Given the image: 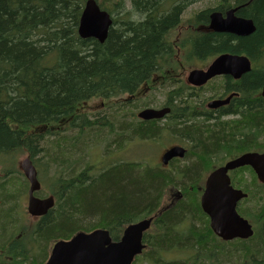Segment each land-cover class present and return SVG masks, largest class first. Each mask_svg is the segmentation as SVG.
Returning <instances> with one entry per match:
<instances>
[{
    "label": "trees",
    "instance_id": "16d2710c",
    "mask_svg": "<svg viewBox=\"0 0 264 264\" xmlns=\"http://www.w3.org/2000/svg\"><path fill=\"white\" fill-rule=\"evenodd\" d=\"M87 1L0 0V155L28 154L39 173L48 177V184L53 185L50 193L56 197L53 211L37 225L22 228L29 235L37 233V241L29 237L15 245L22 248L21 253L29 249L46 252L48 240L74 236L89 226L109 229L118 239L124 225L154 216L158 236L140 261L264 264V201L258 211L263 215L254 221L258 226L255 236L223 243L211 231L196 188L189 189L190 193L179 188L194 182L207 163L264 147V98H254L264 85V67L257 65L264 60V0H216L215 10L238 9L239 16L254 22L256 32L248 37L204 32L190 35L187 53L196 57L232 53L249 57L257 66L235 85L228 82L227 93L235 91L240 96L221 112L241 119L210 118L203 123L188 115L181 119V129L174 126L181 137L191 141L193 151L173 175L149 166L143 156L139 162L116 161L113 157L133 135L143 140L158 137L156 124L127 123L122 118L128 107L137 111L148 105L142 98L143 86L171 59V32L187 6L204 0H131L129 13L125 0H96L102 9L110 13L116 10L104 44L78 36ZM110 2L113 7L108 8ZM169 4L172 6L167 10ZM210 11L200 13L202 22ZM123 15L125 20L119 21ZM117 98L124 102L112 108L109 120L108 112L101 113L96 110L101 107L91 105L100 101L111 107ZM122 122L133 123V129ZM125 125L127 130H122ZM103 133L109 137L104 138ZM260 137L262 145L250 148ZM98 142L105 143L104 153L112 155L108 168L87 160V147ZM244 169L256 184L253 170ZM4 171L0 181L25 182L13 166L6 164ZM243 172H234L235 180L249 190L238 177ZM181 174L184 183L174 186L184 191L182 200L164 206L167 185ZM3 194L15 197L14 190L1 184L0 196ZM10 212L13 209L9 211V206L0 207L1 216ZM3 235L11 236L1 231L0 238ZM8 250L16 252L15 248ZM168 254L174 259H167ZM12 260L14 263L15 257Z\"/></svg>",
    "mask_w": 264,
    "mask_h": 264
},
{
    "label": "water",
    "instance_id": "95a60500",
    "mask_svg": "<svg viewBox=\"0 0 264 264\" xmlns=\"http://www.w3.org/2000/svg\"><path fill=\"white\" fill-rule=\"evenodd\" d=\"M235 11L228 12L226 18H223L222 13H212L209 31L217 34H230L239 38L255 33L254 22L236 17ZM111 25L109 14L102 11L95 1L90 0L81 15L78 33L82 39H95L103 44L108 39ZM251 70V62L247 57L227 53L214 60L206 71H193L190 74L189 83L200 87L218 76H230L234 80H239ZM262 96L264 97V88ZM231 99L232 97L225 101L212 102L209 107L211 109L220 108L228 105ZM168 112L169 110H145L139 114V118L148 121L162 118ZM185 153L186 151L182 148H172L164 154L163 162L167 164L173 158L184 157ZM245 166H251L259 181L264 183V153L245 154L218 169L208 178L206 191L201 199L202 208L210 217L211 228L225 241L236 238L248 239L253 236L251 225L236 211L237 202L246 195L231 186L228 176L229 171ZM21 169L31 183L29 213L33 216L47 214L53 207L54 201L53 199L39 200L34 197L33 193L40 190L41 186L37 179V171L29 158L22 162ZM149 226L150 223L147 222L130 226L122 242L118 244H112L110 234L106 231H96L91 235L80 234L68 243H58L50 264H132L134 257L142 251V233Z\"/></svg>",
    "mask_w": 264,
    "mask_h": 264
},
{
    "label": "flooded vegetation",
    "instance_id": "af4514ba",
    "mask_svg": "<svg viewBox=\"0 0 264 264\" xmlns=\"http://www.w3.org/2000/svg\"><path fill=\"white\" fill-rule=\"evenodd\" d=\"M185 12V11H184ZM221 13H227V11L225 12H221ZM183 15V14H182ZM205 24H210V14L208 15ZM184 57V60L186 61L185 63L183 62V59H177V66L175 65V70H178V72L176 73V81L178 82V88L176 91H174L173 93H176L177 91H179V94L176 93L174 96H168L167 94H162L163 98H161V101H154L155 102V106L153 104H151L149 107H154L155 109L158 110H164V109H170V114L165 116L163 119L160 120H149V121H144V122H152L153 124H156V126L158 127V135H160L161 133H163V130H169V127L174 125H178L177 128L181 129V127L179 126V124L181 123L182 118H185L186 116L190 115L193 118H196V120H199L200 122L207 121L210 120V118H214L213 120H221L224 119L222 121H235L236 119H241V118H237L236 115H232V114H226L225 112H221L223 111V109L228 108L231 105L232 100H234L235 98H238L239 96H234L232 98V100L230 101V103L226 106H222L220 108L217 109H210L209 103L212 100H224L226 99L229 95L231 94H239L236 93L235 91L229 92L228 91V82H232L234 85L241 81L240 80H234L232 77L230 76H221V77H216L214 79H212L211 81H209L207 83L206 86L204 87H200V88H195L192 85H190L188 83V76L189 73L195 69V68H206L210 65V63L207 62L208 59L213 60L214 57L213 56H205V57H193L195 59H197V61H200L201 63H190L191 61V54H183L182 55ZM189 68V72L187 74L186 70ZM209 84H215L216 88H217V92H214V90H208L209 93L207 94H201L204 90H206L207 86ZM182 85V87L180 86ZM264 85L261 87V89L257 92V94L254 96V98H263L261 96L262 93V89H263ZM155 90V89H154ZM183 90V91H181ZM186 90V91H185ZM150 91V89H149ZM189 94H188V93ZM218 92L221 94L219 95ZM172 93V94H173ZM188 94L189 97H191L188 100H183L182 96ZM225 94V95H224ZM164 99V100H163ZM127 112L124 118H122V120L127 119L130 122L134 121V111L132 110V108H127ZM236 109H233V111H235ZM213 114V116H211ZM184 116V117H183ZM217 118V119H216ZM180 121H178V120ZM176 121L175 124H173V121ZM264 120V119H263ZM162 124V125H160ZM128 126H131V129H133V123L132 124H127ZM176 128V132L180 135L178 129ZM134 131V130H133ZM259 133V132H258ZM189 140V139H188ZM190 142V152H186L184 157H182L184 160L186 159V156H190L191 152L193 151V145ZM259 143V138H257V141L251 145H249L250 148H254L256 147V144ZM173 147H177V146H182L181 144H174L172 145ZM186 146V145H185ZM187 148V146H186ZM162 160V158H161ZM221 160V159H220ZM183 175V174H181ZM184 177V175H183ZM174 182L176 184H182L184 183L183 178L181 180H176L174 179ZM184 185H186V183H184L181 187H183ZM183 198V194L182 192L179 191V193L176 194V200L180 201ZM5 215L3 214L2 216L0 215V220H2V218ZM1 245V244H0ZM2 257H5L2 255V252L0 254V259ZM15 257V262L13 263L12 260V255L11 253L8 255V258L12 261V262H6L3 260H0V263H6V264H23L22 263V254L19 252H15L14 254Z\"/></svg>",
    "mask_w": 264,
    "mask_h": 264
},
{
    "label": "rangeland",
    "instance_id": "374dc122",
    "mask_svg": "<svg viewBox=\"0 0 264 264\" xmlns=\"http://www.w3.org/2000/svg\"><path fill=\"white\" fill-rule=\"evenodd\" d=\"M111 3V2H110ZM125 3L127 4V8H126V12L127 13H129L130 11H131V9H133V7H132V5L130 4V0H125ZM195 6L197 7V9H200V10H204V9H207V8H210V7H213V6H216V0H204V1H202V2H197V3H195ZM118 20L119 21H122L123 20V16H121V17H118ZM179 37H181L182 38V36H179ZM259 67H264V60H262V61H260L258 64H257ZM257 65H255V67L257 66ZM186 72H187V74H188V72H189V68L186 70ZM172 75H173V77H174V73H172ZM173 77L171 78V79H173ZM174 80V79H173ZM148 87H149V89L151 90V92H153V93H155L156 92V87H155V85L153 84V82H152V80H151V82L148 84ZM161 89H164L165 87H160ZM155 89V90H154ZM167 90V89H166ZM208 90H214V92H217L218 90H217V88H216V85L215 84H209L208 86H207V88H206V90H204L201 94H207V93H209L208 92ZM169 90H167V92H168ZM162 94H164V92H158L156 95H155V97H156V99H161V98H163V96H162ZM218 94L219 95H221L219 92H218ZM148 100H150V101H152V98L150 97V98H148ZM122 102H124L123 100H120L119 98H117V99H114V101L112 102V105H111V107H109V106H106V105H104L103 106V108L106 110V111H111L112 110V108H116L117 107V105L118 104H121ZM111 117V113H110V116H107V119L109 120V118ZM104 119V118H103ZM182 119H184V118H182ZM181 120V119H180ZM174 123H175V121H174ZM123 127V126H122ZM126 129L127 130V125H125L123 128H122V130L123 129ZM175 127H174V125H172V126H170L169 127V132L170 133H164L163 135H162V142H160L159 143V145L158 146H156V147H152V145L154 144V142H142V141H134L133 142V144L131 145V149H130V151L129 152H126V151H123V152H126V153H122V154H115V156L113 157L114 158V160H116V161H119V160H121V158H129V156H130V154L132 153V155L134 156V159H129V160H131V161H134L135 159H139V158H142V156H139L138 157V153H141V151L142 152H144V155H143V158H145V160H146V162L149 164V165H157V159H158V161L159 160H161V158L164 156V155H162L161 154V152H162V150L164 149V148H166L167 146H169V145H172V144H175V143H177V142H180V143H183V144H189L190 145V142L187 140V139H185V138H183V137H181L182 136V134L180 133V135L175 131V129H174ZM151 130V129H150ZM149 131V130H148ZM149 133V132H148ZM103 135H104V138L105 137H108V135H107V133H103ZM262 140H263V137H260L259 138V143H257L256 144V147H258L259 145H261L262 144ZM104 147H105V144H102V145H99L97 148L95 147V148H93L91 151H90V156H91V158L89 157V152H88V158H87V160H89L90 162H92L93 164H95L96 165V167H99L100 166V164H102V163H105L107 160L104 158V157H102L100 154H98V151H100V153L102 154V155H106V153H104ZM140 150V151H139ZM236 150H238V149H236ZM89 151V150H88ZM233 151V150H232ZM112 154V153H111ZM27 155H24V156H17V158L15 159L16 160V162H17V164H16V166H15V168H19V165H20V162H22L24 159H25V157H26ZM112 157V156H111ZM92 159V160H91ZM186 160V159H185ZM185 160H183L182 161V164H183V162L185 161ZM121 161H127V160H121ZM91 163V164H92ZM111 163H113V160H110L108 163H106V164H103V165H101L100 167H103V166H107L106 168H108L110 165H111ZM187 164H188V161L186 162ZM179 164H181V163H179ZM179 164H177V166H175L174 168L176 169V170H179V169H181L182 168V166H180V167H178V165ZM213 164L212 163H207L206 165H205V169H207V168H209L210 166H212ZM144 166H146V164H144ZM172 169V168H171ZM206 170H203V172H205ZM200 173V172H199ZM198 176H199V174H198ZM240 178H242V182L243 183H245V184H249L250 183V178H249V176H248V174H243V175H241L240 176ZM169 185H171V184H169ZM9 189H12L13 190V186L12 185H9V186H7ZM15 187H16V189H20V187H21V182L20 181H18L16 184H15ZM181 186L179 185V188H180ZM172 191L170 192V193H166L165 194V197H164V201H163V205L164 206H168V205H170L171 203H173L174 201H175V199H176V194L177 193H179V191L180 192H182V194H184V191L183 190H181V189H176L175 188V186L173 185L172 186ZM261 192V191H260ZM258 193V197L259 196H261V198H264V194H261V193ZM15 195L17 196V193H15ZM0 199H1V201H0V206L2 205V206H6V207H8L9 206V211H11L13 208H14V205H15V203H16V201H15V199L13 198V197H9V196H7V195H5V194H3V195H1L0 196ZM10 203H11V205H10ZM20 212H22L23 213V210H20ZM23 218V217H22ZM31 221V222H30ZM1 222H2V220H1ZM28 224H29V222L30 223H32V222H35V220H33L32 218H28L27 219V221H26ZM7 226H9V225H7ZM10 227V226H9ZM93 227H97V226H89V228H93ZM4 231L5 232H7V229L5 228L4 229ZM3 237H8L7 239H4ZM4 239V240H3ZM14 242H16L15 240H14V237L11 235V236H1V238H0V244L2 245V246H4V247H7V248H15V250L17 251V252H19V253H21V250L20 249H22L20 246L18 247V246H16L15 245V243ZM18 243V242H17ZM19 244V243H18ZM21 244V243H20ZM47 248H48V245L45 247V250L47 251ZM171 257H172V259H174V256H173V254H172V256L170 255V254H168V255H166V258L167 259H171ZM140 264H150V263H148V262H145V261H141L140 262Z\"/></svg>",
    "mask_w": 264,
    "mask_h": 264
},
{
    "label": "bare ground",
    "instance_id": "6f19581e",
    "mask_svg": "<svg viewBox=\"0 0 264 264\" xmlns=\"http://www.w3.org/2000/svg\"><path fill=\"white\" fill-rule=\"evenodd\" d=\"M233 10H236L235 11V13L237 14V11H238V9H233ZM233 10H230V11H233ZM230 11H228V12H230ZM227 12V13H228ZM264 98V97H263ZM185 155V154H184ZM164 157V156H163ZM163 157H162V160H163ZM174 203V202H173ZM173 203H171V204H173ZM154 219H155V217L153 216V217H150V218H148V219H145V220H142V221H140V222H147V223H150V224H153V221H154ZM79 234V233H78ZM77 235V234H76Z\"/></svg>",
    "mask_w": 264,
    "mask_h": 264
}]
</instances>
